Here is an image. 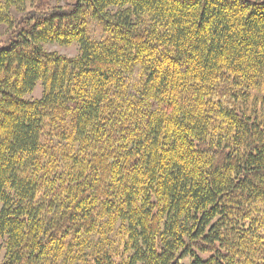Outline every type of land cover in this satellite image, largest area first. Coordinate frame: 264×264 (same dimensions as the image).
Segmentation results:
<instances>
[{"label": "trees", "instance_id": "trees-1", "mask_svg": "<svg viewBox=\"0 0 264 264\" xmlns=\"http://www.w3.org/2000/svg\"><path fill=\"white\" fill-rule=\"evenodd\" d=\"M51 1L0 0V264H264V0Z\"/></svg>", "mask_w": 264, "mask_h": 264}, {"label": "rangeland", "instance_id": "rangeland-1", "mask_svg": "<svg viewBox=\"0 0 264 264\" xmlns=\"http://www.w3.org/2000/svg\"><path fill=\"white\" fill-rule=\"evenodd\" d=\"M52 2L64 4L65 0H58V1L52 0L51 3ZM88 37L93 41H99L103 38L101 29L98 27V25H96V23L92 21L88 24ZM45 48L47 49L48 52H55L57 54H61L70 58L75 57L78 53V48L76 45L61 46L55 43H51L47 45ZM41 96H42V88L40 83H38L34 88L33 92L31 93V95H28L27 98L32 100H37L40 99ZM3 254H4V248L2 242L0 241V260L3 258ZM182 263L187 264V261H183Z\"/></svg>", "mask_w": 264, "mask_h": 264}]
</instances>
